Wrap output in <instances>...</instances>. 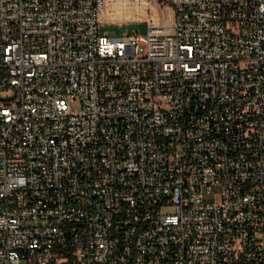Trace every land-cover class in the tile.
Segmentation results:
<instances>
[{"label": "built area", "instance_id": "2783aa9c", "mask_svg": "<svg viewBox=\"0 0 264 264\" xmlns=\"http://www.w3.org/2000/svg\"><path fill=\"white\" fill-rule=\"evenodd\" d=\"M109 1L0 0V264H264V0Z\"/></svg>", "mask_w": 264, "mask_h": 264}, {"label": "rangeland", "instance_id": "374dc122", "mask_svg": "<svg viewBox=\"0 0 264 264\" xmlns=\"http://www.w3.org/2000/svg\"><path fill=\"white\" fill-rule=\"evenodd\" d=\"M159 20L158 9L149 0H110L106 13L101 18V33L122 36L138 33L146 35L147 23ZM159 103V100H156ZM75 112L77 107L73 106ZM166 214H174L173 207L164 209Z\"/></svg>", "mask_w": 264, "mask_h": 264}]
</instances>
